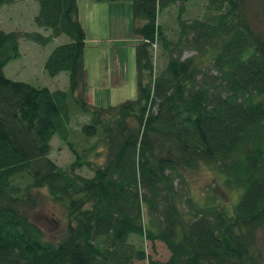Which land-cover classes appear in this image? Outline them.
Listing matches in <instances>:
<instances>
[{"label":"trees","instance_id":"obj_1","mask_svg":"<svg viewBox=\"0 0 264 264\" xmlns=\"http://www.w3.org/2000/svg\"><path fill=\"white\" fill-rule=\"evenodd\" d=\"M36 1L34 24L48 35L0 30V264H264L257 247L264 231V34L248 19L246 0H206L192 19L183 17L191 0H92L129 1L138 39L136 99L105 108L86 96L77 0ZM171 7L176 42L158 21ZM60 36L68 42L53 48L44 70L66 73V90L4 76L20 56L19 39L46 46ZM154 47L162 49L159 67ZM184 48L210 55V65L181 59ZM77 115L87 118L81 147L70 128ZM54 136L74 157L66 168L50 158ZM98 146L100 165L88 158ZM202 164L216 169L225 189L240 192L231 213L213 200L193 214L184 210L192 206L176 182L182 186L183 170ZM83 168L92 176L78 174ZM42 188L65 209L57 242L28 217ZM145 242L162 243L167 260L152 259Z\"/></svg>","mask_w":264,"mask_h":264},{"label":"rangeland","instance_id":"obj_2","mask_svg":"<svg viewBox=\"0 0 264 264\" xmlns=\"http://www.w3.org/2000/svg\"><path fill=\"white\" fill-rule=\"evenodd\" d=\"M77 1L79 21L86 34L83 58L86 70L87 99L92 105L102 108L135 100L137 96L135 48L138 39L130 30V25L133 22L131 3L129 1L102 3L104 7L110 5L109 13H106L103 10H96V8L90 12V5L101 7L92 2L90 4V0ZM205 3L206 0H191L183 17L192 19L201 15ZM245 8L253 28L264 34V0H246ZM37 12L36 0H17L3 5L0 7V30L21 33L40 32L46 36L48 33L38 29L34 24L33 19ZM176 15L177 8L171 7L160 14L158 19L165 29L168 40L172 42H176L178 38ZM67 42L66 36L55 38L46 46L19 39L20 56L5 66L4 76L34 87L66 90L68 88L67 74L60 73L55 77H50L44 70V63L54 47ZM154 54L155 66L159 67L162 64V49L154 47ZM191 56H195L198 61L207 65L211 63L210 55L203 57L198 52L187 48L181 52V59ZM114 75L115 78L112 79L111 77ZM86 121L87 118L79 115L74 116L70 121V128L76 133L72 140L79 145L82 144V140L78 138L79 128ZM51 144L50 158L58 166L66 168L74 160L73 155L58 136L52 138ZM94 153L98 154L94 155ZM94 153L88 156L89 160L97 165L104 163L105 155L102 154L101 146H98ZM78 174L83 177H91L92 171L83 168ZM182 174L184 184L179 186L176 182V188L186 200H190L191 208L189 205H183L186 212L193 214L195 206H202L201 203L204 205L212 200L227 213L232 212L240 192L238 194L236 191L231 192L225 189L216 169L202 164L196 170L184 169ZM36 198L37 206L28 210V217L41 228L46 239L57 242L64 236L67 227L63 204L53 201L44 188L36 192ZM257 238V247L264 253V231H260ZM145 249L146 253L154 260L165 261L169 257V253L162 243L155 242L151 246L149 242H145Z\"/></svg>","mask_w":264,"mask_h":264},{"label":"crops","instance_id":"obj_3","mask_svg":"<svg viewBox=\"0 0 264 264\" xmlns=\"http://www.w3.org/2000/svg\"><path fill=\"white\" fill-rule=\"evenodd\" d=\"M89 1V0H88ZM91 2H92V0H90V4H91ZM77 3H78V1H77ZM93 3V2H92ZM95 4H99V6H101V7H92V6H94V5H90L89 7H90V12L91 11H94L93 10V8H96V10H103V11H105L106 13H109V10H110V5H105V6H107V7H104L103 5H102V3H95ZM103 4H107V3H103ZM120 4H123V3H120ZM128 6V5H127ZM128 8V7H127ZM78 9H79V6H78ZM80 19H81V21H82V17H81V14H80ZM130 30L131 31H133V22H132V24L130 25ZM84 52H85V50H84ZM84 55V54H83ZM83 62H84V58H83ZM112 79H114L115 78V75L114 76H112L111 77Z\"/></svg>","mask_w":264,"mask_h":264}]
</instances>
